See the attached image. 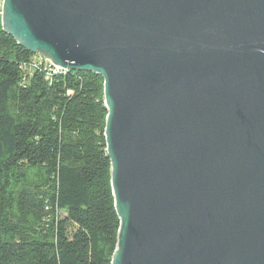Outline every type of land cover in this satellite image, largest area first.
<instances>
[{
	"label": "water",
	"instance_id": "95a60500",
	"mask_svg": "<svg viewBox=\"0 0 264 264\" xmlns=\"http://www.w3.org/2000/svg\"><path fill=\"white\" fill-rule=\"evenodd\" d=\"M1 28L103 77L111 264H264V0H4Z\"/></svg>",
	"mask_w": 264,
	"mask_h": 264
},
{
	"label": "trees",
	"instance_id": "16d2710c",
	"mask_svg": "<svg viewBox=\"0 0 264 264\" xmlns=\"http://www.w3.org/2000/svg\"><path fill=\"white\" fill-rule=\"evenodd\" d=\"M103 84L91 70L48 74L0 25V264H111Z\"/></svg>",
	"mask_w": 264,
	"mask_h": 264
},
{
	"label": "built area",
	"instance_id": "2783aa9c",
	"mask_svg": "<svg viewBox=\"0 0 264 264\" xmlns=\"http://www.w3.org/2000/svg\"><path fill=\"white\" fill-rule=\"evenodd\" d=\"M3 3L4 0H0V25L2 20ZM42 62L48 64V74L61 73V72L63 73L66 71L63 68L52 64L51 61L46 57L43 58L38 57V63L41 64Z\"/></svg>",
	"mask_w": 264,
	"mask_h": 264
},
{
	"label": "rangeland",
	"instance_id": "374dc122",
	"mask_svg": "<svg viewBox=\"0 0 264 264\" xmlns=\"http://www.w3.org/2000/svg\"><path fill=\"white\" fill-rule=\"evenodd\" d=\"M37 57L43 58V56H42V55H40V54H39V55H37Z\"/></svg>",
	"mask_w": 264,
	"mask_h": 264
}]
</instances>
